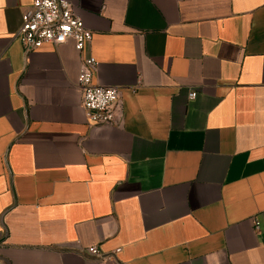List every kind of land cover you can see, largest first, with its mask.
<instances>
[{
    "label": "crops",
    "instance_id": "obj_1",
    "mask_svg": "<svg viewBox=\"0 0 264 264\" xmlns=\"http://www.w3.org/2000/svg\"><path fill=\"white\" fill-rule=\"evenodd\" d=\"M70 1L115 120L0 0V264H264V0Z\"/></svg>",
    "mask_w": 264,
    "mask_h": 264
},
{
    "label": "built area",
    "instance_id": "obj_2",
    "mask_svg": "<svg viewBox=\"0 0 264 264\" xmlns=\"http://www.w3.org/2000/svg\"><path fill=\"white\" fill-rule=\"evenodd\" d=\"M16 37L26 52L44 44L57 46L70 40L74 42L78 52H87L82 57L78 86L82 92V106L86 111L88 124L97 126L114 122L120 91L116 87L94 83L93 75L99 63L88 53L93 33L75 12L70 0H33L22 14V24ZM196 95V92L189 93L190 99ZM259 228V222L255 219V230L259 231ZM120 251L121 248H117L106 254L97 245L87 248L90 256L100 259L116 258Z\"/></svg>",
    "mask_w": 264,
    "mask_h": 264
}]
</instances>
